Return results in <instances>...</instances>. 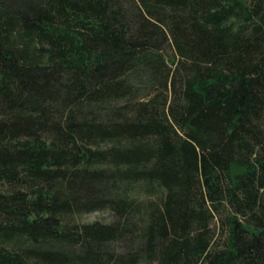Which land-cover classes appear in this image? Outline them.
<instances>
[{
  "label": "trees",
  "instance_id": "1",
  "mask_svg": "<svg viewBox=\"0 0 264 264\" xmlns=\"http://www.w3.org/2000/svg\"><path fill=\"white\" fill-rule=\"evenodd\" d=\"M141 263L264 264V0H0V264Z\"/></svg>",
  "mask_w": 264,
  "mask_h": 264
},
{
  "label": "rangeland",
  "instance_id": "2",
  "mask_svg": "<svg viewBox=\"0 0 264 264\" xmlns=\"http://www.w3.org/2000/svg\"><path fill=\"white\" fill-rule=\"evenodd\" d=\"M114 215L110 209L95 210L91 212L82 213L73 217L74 221L86 223L94 221L110 222L113 220ZM145 264V263H141Z\"/></svg>",
  "mask_w": 264,
  "mask_h": 264
}]
</instances>
